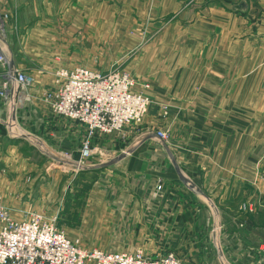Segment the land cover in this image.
<instances>
[{
    "label": "crops",
    "instance_id": "0c3cea01",
    "mask_svg": "<svg viewBox=\"0 0 264 264\" xmlns=\"http://www.w3.org/2000/svg\"><path fill=\"white\" fill-rule=\"evenodd\" d=\"M8 1L20 2V7L28 3ZM67 1L35 0L41 7L37 26L53 19V3ZM82 1L85 9L104 3L99 12L86 10L88 24L103 27V33L114 25L115 37H110L123 43L122 50L139 46L122 69L152 82L145 90L150 111L139 130L130 127L120 134L125 142L128 136L139 137L132 141V152L119 160V168L138 176L122 185L132 191L122 199L130 201L132 216L150 219L149 232L160 248L174 251L184 264H263L264 126L258 129L253 123H264V0ZM241 2L245 6L239 8ZM4 4L0 0L1 8L7 9ZM15 6L11 9L16 13ZM127 25L140 35L126 37ZM146 33L152 35L143 45ZM12 53L26 70L13 49ZM76 65L98 69L79 63L55 68ZM46 90L41 84L28 89L30 98L14 112V130L8 127L9 114L0 101V204L15 219L31 210L45 214L24 208L21 195L12 188L23 175L13 160H20L28 144L19 127L40 138L51 132L61 144L78 145V150L85 134L80 122L51 112L42 98ZM160 104L168 105L166 117L161 116ZM158 130L168 133L165 141L156 137ZM93 139L92 144L101 148L120 144L103 136Z\"/></svg>",
    "mask_w": 264,
    "mask_h": 264
},
{
    "label": "rangeland",
    "instance_id": "374dc122",
    "mask_svg": "<svg viewBox=\"0 0 264 264\" xmlns=\"http://www.w3.org/2000/svg\"><path fill=\"white\" fill-rule=\"evenodd\" d=\"M4 1L7 5L3 6L9 8L2 9L0 6V11H11L14 21L16 18L17 22V29L13 30L15 34L12 39L9 36L8 40L17 62L26 66V70L32 71L35 77L32 86L41 84L47 90L52 89L51 70L58 65L79 63L98 69L111 67L122 69L125 63L130 62L139 52V46L124 47L123 52L121 49L123 43L113 38L114 25L105 28L108 34L103 33L101 26L90 27L85 12L89 8L99 12L101 10L99 4L104 3H99L98 0H95L98 5L86 9L82 0H68L59 6L55 2L53 8L50 6L52 12H49L53 19L42 27L37 26V18L40 16L37 15V11L41 10V7H37L35 0H28V3L22 7L20 2L12 4L8 0ZM14 6L16 13L12 10ZM114 21L115 19H111V22ZM110 35L113 37L111 38ZM137 35L140 33L137 32L136 27L132 25L125 27L126 37L134 38ZM146 35L142 40L143 45H146L145 40L152 34L146 33ZM135 76L139 80L148 78L144 75V77ZM13 114L14 112L11 116ZM10 122L9 129L14 130V126L18 125L14 119ZM142 122L128 124L117 133L96 134L95 138L103 136L108 138L111 144L117 140L120 144L101 148L93 143L92 154L83 159L85 166L80 165L78 145L68 147L64 143L61 144V138L48 131L43 137L41 135V138L35 137L32 135L35 132L22 130V127H19V130L25 133L20 137L28 144L20 160H13V163H17L23 169V175L12 188L21 195L24 208L37 209L45 214L56 213L58 226L65 229L70 239L78 238L84 248L98 247L112 251H132L140 248L152 257L164 253L166 250L160 248L156 238L149 232L150 219L132 216L130 201L122 200L123 194L127 196L132 192L126 186L123 187V183L137 175L135 177L128 175L119 168L121 164L118 157L123 153L128 155L132 152L133 142L139 137L128 136L125 142L124 136L120 134L130 127L132 130H139L138 127ZM253 124L257 125L258 129L264 126L263 122ZM259 132L260 130L257 131V135ZM129 142L132 144L129 145ZM96 146L99 148L97 149ZM260 156L264 157V155ZM102 163L106 164L96 167ZM88 165L95 168H84Z\"/></svg>",
    "mask_w": 264,
    "mask_h": 264
},
{
    "label": "built area",
    "instance_id": "2783aa9c",
    "mask_svg": "<svg viewBox=\"0 0 264 264\" xmlns=\"http://www.w3.org/2000/svg\"><path fill=\"white\" fill-rule=\"evenodd\" d=\"M15 29L13 13L0 11V101L10 121L14 116L11 113L30 98L28 89L35 82L33 74L15 62L8 40ZM52 84L53 88L42 97L51 112L85 127L79 146V161L84 166L83 159L92 154L96 134L117 133L128 124L141 123L151 104L145 92L151 87L150 81L139 80L120 67L101 71L82 65L61 66L53 70ZM160 110L161 116L166 117L168 105L160 104ZM155 135L161 141L168 138L163 130ZM56 222L57 215L47 216L35 210L28 211L23 219H15L0 204V264H184L174 251L152 257L140 248H84L78 238L70 239Z\"/></svg>",
    "mask_w": 264,
    "mask_h": 264
},
{
    "label": "water",
    "instance_id": "95a60500",
    "mask_svg": "<svg viewBox=\"0 0 264 264\" xmlns=\"http://www.w3.org/2000/svg\"><path fill=\"white\" fill-rule=\"evenodd\" d=\"M245 6V3L244 2H241L240 3V5H239V8H241V7H244ZM169 153V156L171 155V153L170 152H168ZM126 155V153H123V154H121L119 157H118V159H121V158H123L124 156ZM171 160L173 161V165H174V167H175V169H176V171H177V173H178V175H179V178L186 184L187 183V179H186V177H184L183 175H182V173H181V171H180V169H179V167H178V165H177V163L175 162V160L171 157ZM114 161H116V160H114ZM112 163H113V161H112ZM106 163H102V164H98V165H96V167L98 166V167H101V166H104ZM84 168H87V169H91V168H95V166H90V165H88V166H86V167H84Z\"/></svg>",
    "mask_w": 264,
    "mask_h": 264
},
{
    "label": "bare ground",
    "instance_id": "6f19581e",
    "mask_svg": "<svg viewBox=\"0 0 264 264\" xmlns=\"http://www.w3.org/2000/svg\"><path fill=\"white\" fill-rule=\"evenodd\" d=\"M80 162V161H79ZM81 163V162H80Z\"/></svg>",
    "mask_w": 264,
    "mask_h": 264
}]
</instances>
